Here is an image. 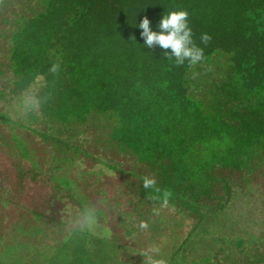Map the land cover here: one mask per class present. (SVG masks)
<instances>
[{
  "label": "trees",
  "instance_id": "obj_1",
  "mask_svg": "<svg viewBox=\"0 0 264 264\" xmlns=\"http://www.w3.org/2000/svg\"><path fill=\"white\" fill-rule=\"evenodd\" d=\"M180 10L204 51L192 66L165 56L170 49L146 47L138 27L147 16L159 32L163 14ZM0 41V148L30 162L34 176L46 173L56 196L78 205L75 215L88 203L71 171L103 176L101 166L83 170L90 157L136 180L119 190L123 197L103 200L124 230L153 246L171 213L188 220L167 264H264V195L253 184L264 168V0H0ZM54 63L56 74L49 72ZM25 94L39 100L38 110L22 107ZM17 128L48 145L45 171ZM92 128H106L107 139L91 140ZM103 141L143 167L124 171L92 155ZM145 176L171 194L167 208L149 198ZM10 191L0 184V196ZM32 214L49 220L54 234L62 230L66 243L86 226Z\"/></svg>",
  "mask_w": 264,
  "mask_h": 264
},
{
  "label": "rangeland",
  "instance_id": "obj_2",
  "mask_svg": "<svg viewBox=\"0 0 264 264\" xmlns=\"http://www.w3.org/2000/svg\"><path fill=\"white\" fill-rule=\"evenodd\" d=\"M2 44L4 45L3 41H0V46ZM7 127L12 128L11 125ZM96 129L92 128L90 131L91 140H94V137L99 140L107 139L106 128ZM15 133L21 134L29 144L31 151L40 161L41 171H45L52 159L48 145L27 130L17 128ZM8 150L9 148H0V184L6 183L11 190L6 196H0V264H142L144 258L136 251L143 252L149 248L148 238L137 231L129 232L120 227L116 213L109 214L103 201L113 195L123 197L124 194L119 190L125 188L128 181L135 184V179L127 173L121 174L110 170L98 161L86 157L83 170H99L98 167L101 166L99 172L103 171L102 179L97 180L94 175L84 176L85 179L78 178L74 170L71 171V176L76 178L84 192L79 198L87 201L89 207L87 206L86 211L97 213L99 209L105 214L102 212L94 214V222L84 225L83 230L81 228L76 233L73 232L72 236L75 238L66 243L65 237L59 235L62 234V230L61 233L58 231L59 234H54L51 228L53 224L49 220H44L42 215L34 216L32 211L45 214L48 219L67 221L70 223L69 227L75 229L83 226L82 216L74 214L75 211L79 212L78 205L67 196H56L53 184L46 173L34 176L30 162L18 163L17 159L10 157ZM89 150L92 155L102 159L116 160L124 171L131 172L143 167L138 164L134 166L136 156L130 152H122L116 147L111 148L105 141L99 147L92 145ZM224 173L225 176L239 180V174ZM253 184H258L260 189H263L261 193L264 195V168L255 170ZM249 204L251 203L247 202L246 205ZM126 207V211L131 210ZM237 212L238 210L235 209L233 214ZM174 214L171 213L169 216L167 226L160 227L161 237H158L157 244L156 242L154 244L160 249L156 258H163L167 263L169 258L176 254L178 245L182 243L184 233L181 230H186L185 227L189 225L188 220L184 218L172 220ZM65 233L69 234L68 231ZM65 245L69 246V251L63 252L61 250ZM71 247L75 248V253L72 252L74 249Z\"/></svg>",
  "mask_w": 264,
  "mask_h": 264
},
{
  "label": "clouds",
  "instance_id": "obj_3",
  "mask_svg": "<svg viewBox=\"0 0 264 264\" xmlns=\"http://www.w3.org/2000/svg\"><path fill=\"white\" fill-rule=\"evenodd\" d=\"M142 29L141 37L145 41V45L148 48H152L156 45L165 51L164 55L169 59L175 58V63L183 65L185 61L189 62V65H195L204 59V51L202 48L198 47L192 37V29L188 24V12L184 10L173 11L170 14H163V18L159 22L160 31H153L151 28V21L147 16L144 17L142 22L138 25ZM135 40V37L132 38ZM202 41L207 44L211 37L204 34L201 37ZM59 71V64L54 63L49 72L56 74ZM42 79L41 77L37 78ZM21 105L26 111H35L40 107L39 100L30 94H25L21 99ZM156 179L154 177L145 176L143 178V188L151 189L152 192L149 193V198L160 202L161 208H167L169 204L170 193L168 191L161 192V190L156 187ZM153 213L155 215L160 214L159 208H154ZM94 213L92 211H85L82 214L81 222L82 225H88L94 222ZM141 229H146L148 224L141 221L139 224ZM160 252L158 246H150L141 253L144 258L142 264H167V261L163 258H156Z\"/></svg>",
  "mask_w": 264,
  "mask_h": 264
}]
</instances>
